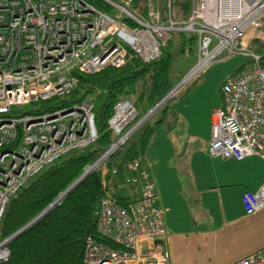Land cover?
I'll return each mask as SVG.
<instances>
[{"label": "built area", "instance_id": "built-area-1", "mask_svg": "<svg viewBox=\"0 0 264 264\" xmlns=\"http://www.w3.org/2000/svg\"><path fill=\"white\" fill-rule=\"evenodd\" d=\"M103 1L111 12L90 0H0V225L11 199L32 178L98 139L92 97L70 108L26 109L69 94L78 85L77 73L118 69L134 58L159 60L177 33L197 38L199 59L190 80L217 60L245 58L222 83V105L212 113L209 154L264 161V0H237L231 11L225 0H193L188 18L174 16L172 0ZM162 106L141 115L131 100L119 101L108 121L114 141L90 174L106 165ZM127 168L133 174L126 178L127 188L137 196L119 204L113 178L117 170L107 169L97 210L100 240L86 239L83 264H169L151 164L136 160ZM242 202L248 215L264 210V184L247 191ZM13 240V235L0 239V264L8 261ZM234 264H264V248Z\"/></svg>", "mask_w": 264, "mask_h": 264}, {"label": "trees", "instance_id": "trees-1", "mask_svg": "<svg viewBox=\"0 0 264 264\" xmlns=\"http://www.w3.org/2000/svg\"><path fill=\"white\" fill-rule=\"evenodd\" d=\"M90 1L104 11H112L103 0ZM172 1L176 18L191 15L193 0ZM196 42V37L189 38L186 33H180L178 42L170 41L157 61L145 63L134 58L118 69L108 67L90 75L77 73L78 85L69 94L34 103L30 105L34 109H26L43 112L70 108L92 97L98 139L91 146L69 152L48 165L11 199L0 225L1 239L13 235L42 214L84 173L86 167L94 164L110 148L114 135L108 121L119 101L129 99L145 113L173 89L174 50L178 48L180 54ZM260 47H264V43ZM171 107L172 103L167 102L152 117L153 121L151 118L123 148L106 160L109 171L117 170L113 178L119 204L126 205L136 198L137 193L130 189V195L127 188L126 178L133 175L127 166L136 160H146L151 139L156 129L168 120ZM101 171L89 174L54 208L15 238L5 264H83L86 239L91 236L100 240L97 210L104 196Z\"/></svg>", "mask_w": 264, "mask_h": 264}, {"label": "crops", "instance_id": "crops-1", "mask_svg": "<svg viewBox=\"0 0 264 264\" xmlns=\"http://www.w3.org/2000/svg\"><path fill=\"white\" fill-rule=\"evenodd\" d=\"M236 66L180 90L185 93L147 150L169 264H234L264 248V210L248 215L242 202L247 191L264 184V161L209 154L212 113L222 105V83Z\"/></svg>", "mask_w": 264, "mask_h": 264}, {"label": "rangeland", "instance_id": "rangeland-1", "mask_svg": "<svg viewBox=\"0 0 264 264\" xmlns=\"http://www.w3.org/2000/svg\"><path fill=\"white\" fill-rule=\"evenodd\" d=\"M164 2V0H163ZM162 4V3H161ZM115 14H118L117 12H114ZM179 35L180 33H177L174 35L173 39L171 41H173V43H177L178 40H179ZM187 37H195V35H189L186 34ZM175 49V48H174ZM180 49V48H179ZM177 51L174 50V61H173V69H172V75H173V84H174V87L177 86L186 76H188V74L194 69V67L197 65L198 63V59H199V48H198V42H196L195 45H192V46H187L186 49H184L185 51L180 53L178 52V48L176 49ZM245 58L243 56H239V55H235V56H232L231 58H228V59H225V60H217L215 61L214 63H212L211 65L208 66V68L201 72L200 75H198V77H195L191 80H189L183 87L182 89L180 90H183L184 88H186L188 85H190L192 82L194 81H199L203 78H209L213 75H215L214 77L215 78H218L219 75H222L224 73V71H226L227 69L233 67L234 65H237L239 64V66L244 62ZM236 66V67H237ZM235 67V68H236ZM173 87V88H174ZM179 90V92H180ZM178 92V93H179ZM176 94L171 100L168 101V103H172V105L174 104V102L176 101H180L181 99V96L183 94ZM179 95V96H178ZM165 105V104H164ZM163 105V106H164ZM162 106V107H163ZM161 107V108H162ZM34 107H28L27 109H33ZM160 108V109H161ZM151 109V108H150ZM148 109V110H150ZM159 109V110H160ZM147 110V111H148ZM158 110V111H159ZM146 111V112H147ZM157 111V112H158ZM145 112V113H146ZM156 112V113H157ZM141 115L144 114L142 112H140ZM155 113V114H156ZM150 121V120H149ZM152 121H153V118H152ZM103 164L98 170H102V176H104V173L107 171V167ZM106 168V169H104ZM83 174V173H82ZM64 195V193L61 195V197L59 198H62V196ZM64 197V196H63ZM60 202V200L58 201V203ZM0 239H1V236H0Z\"/></svg>", "mask_w": 264, "mask_h": 264}, {"label": "water", "instance_id": "water-1", "mask_svg": "<svg viewBox=\"0 0 264 264\" xmlns=\"http://www.w3.org/2000/svg\"><path fill=\"white\" fill-rule=\"evenodd\" d=\"M189 76H186L177 86H175L162 100H160L151 110H157L160 106L165 104L167 101L171 100L172 97H174L175 93L182 88L187 82L185 81ZM99 161H97L93 166L98 165ZM90 172L86 171L84 172L65 192L64 197L67 196L74 188H76L88 175ZM62 196V198H63ZM62 198H58L57 201H55L51 206H49L42 214H40L38 217H36L33 221H31L29 224L24 226L22 229L17 231L13 234V239L17 238L19 235H21L24 231H26L29 227H31L34 223H36L39 219H41L45 214H47L52 208L55 207V205L58 203V201ZM143 252L147 253V246L143 244Z\"/></svg>", "mask_w": 264, "mask_h": 264}, {"label": "bare ground", "instance_id": "bare-ground-1", "mask_svg": "<svg viewBox=\"0 0 264 264\" xmlns=\"http://www.w3.org/2000/svg\"><path fill=\"white\" fill-rule=\"evenodd\" d=\"M225 5H226V8H228L229 11H231L232 9H234L237 6V0H225ZM191 77H188L185 81L186 82L189 81ZM96 166H93L91 169L88 170V172H90L92 169L96 168Z\"/></svg>", "mask_w": 264, "mask_h": 264}]
</instances>
